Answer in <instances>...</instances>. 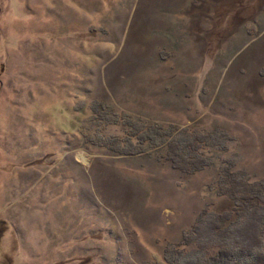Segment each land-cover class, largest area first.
<instances>
[{
    "label": "rangeland",
    "instance_id": "rangeland-1",
    "mask_svg": "<svg viewBox=\"0 0 264 264\" xmlns=\"http://www.w3.org/2000/svg\"><path fill=\"white\" fill-rule=\"evenodd\" d=\"M134 122L229 139L187 173L104 145ZM240 170L264 181V0H0V264H166L244 214Z\"/></svg>",
    "mask_w": 264,
    "mask_h": 264
},
{
    "label": "trees",
    "instance_id": "trees-1",
    "mask_svg": "<svg viewBox=\"0 0 264 264\" xmlns=\"http://www.w3.org/2000/svg\"><path fill=\"white\" fill-rule=\"evenodd\" d=\"M102 114L107 115L106 112ZM128 123L133 124L130 118ZM134 124L133 137L125 141L124 146L114 140H107L104 145L120 154L142 153L147 150V142L153 146L167 145V159L175 169L187 173L211 165V156L205 155L203 150L207 146H225L229 139L223 131H189L187 127L164 129L159 125L139 128L140 124ZM134 137H138V144L132 140ZM226 180L231 184L228 188L223 186V194L228 193L236 205L241 200L236 209L244 214L226 212L199 220L180 243L166 251V264H264V181L251 182L243 170L230 172ZM195 244L201 252L188 255L185 247ZM211 248L216 251L210 252Z\"/></svg>",
    "mask_w": 264,
    "mask_h": 264
}]
</instances>
